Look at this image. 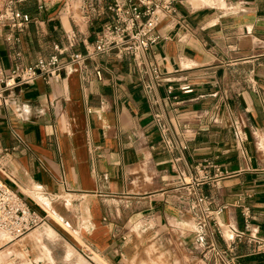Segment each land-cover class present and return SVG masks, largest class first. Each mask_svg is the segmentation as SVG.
<instances>
[{"label":"crops","instance_id":"crops-1","mask_svg":"<svg viewBox=\"0 0 264 264\" xmlns=\"http://www.w3.org/2000/svg\"><path fill=\"white\" fill-rule=\"evenodd\" d=\"M84 7L74 19L58 4L35 5L22 31L0 24V68L15 53L24 66L46 60L71 34V51L83 54L109 20ZM156 33L161 81L152 93L114 53L88 62L84 81L73 73L12 91L0 107L9 149L0 180L44 221L36 239L55 235L86 262L77 264H149L148 249L167 264H202L185 201L194 167L209 160L226 175L200 192L224 207L220 227L243 234L238 261L264 264L248 240L264 239V0H184Z\"/></svg>","mask_w":264,"mask_h":264},{"label":"built area","instance_id":"built-area-1","mask_svg":"<svg viewBox=\"0 0 264 264\" xmlns=\"http://www.w3.org/2000/svg\"><path fill=\"white\" fill-rule=\"evenodd\" d=\"M25 1L27 0H0L2 27H7L11 32L22 31L31 22L30 15L21 12L17 7ZM44 1L46 0H36L37 11L44 9ZM105 1L96 0L97 10L91 11L97 16L107 14L109 20L96 33L93 44L85 47L83 54L71 51L76 45L74 34L67 38L66 47L55 46L54 55L30 66H24L20 62L19 53L13 54L10 68H0V107L8 106L12 91L33 85L38 78L59 82L73 73H79L84 81L87 63L110 53H114L119 59L129 58L133 67L148 80L144 90L147 93L155 90L161 81L157 58L152 54V47L160 40L156 31L163 21L176 16L177 5H181L184 0H111L104 4ZM11 40L9 35L6 41ZM93 76L98 80L101 78L98 68L93 69ZM170 93L167 90V94ZM236 137L239 144L245 140L243 132L237 129ZM8 154L9 149L0 145V165ZM210 170L214 173L211 174ZM225 175L218 166L209 160H203L194 167L191 181L193 188L188 192L185 201L186 211L193 218V246L200 252L199 259L202 264H241L235 257L234 250L243 234L231 226L225 229L220 227L217 218L224 207L213 209L211 200L199 190L201 184L214 182ZM43 224L44 221L0 180V249L5 246L2 238L8 244L12 243ZM216 237L227 239L228 244L224 250L219 249L213 242ZM248 240L255 245L253 252H264V239L249 236Z\"/></svg>","mask_w":264,"mask_h":264},{"label":"rangeland","instance_id":"rangeland-1","mask_svg":"<svg viewBox=\"0 0 264 264\" xmlns=\"http://www.w3.org/2000/svg\"><path fill=\"white\" fill-rule=\"evenodd\" d=\"M33 1L36 4V0ZM44 3L58 4L63 9L65 18L80 19L79 6H81V3L85 6L84 9L87 10L88 14L89 12L92 13L91 10H97L96 0H46ZM46 228V225L34 228L19 240L2 247L0 249V264H35L37 262L39 264H77L85 262L79 255L63 247L62 243L59 244L55 239H52L55 235L51 238L42 235L39 240L36 239V236ZM30 248H33L32 252ZM147 255L149 256V264L168 263L162 254H155L149 249Z\"/></svg>","mask_w":264,"mask_h":264},{"label":"trees","instance_id":"trees-1","mask_svg":"<svg viewBox=\"0 0 264 264\" xmlns=\"http://www.w3.org/2000/svg\"><path fill=\"white\" fill-rule=\"evenodd\" d=\"M34 6L35 5H34L33 0H27L19 5V7H21V10H23L24 12H27V14L33 11Z\"/></svg>","mask_w":264,"mask_h":264},{"label":"bare ground","instance_id":"bare-ground-1","mask_svg":"<svg viewBox=\"0 0 264 264\" xmlns=\"http://www.w3.org/2000/svg\"><path fill=\"white\" fill-rule=\"evenodd\" d=\"M2 239H3V240H2V241H3V244H4V245H7V244H8V242H7V241H5V239H4V238H2ZM4 241H5V242H4Z\"/></svg>","mask_w":264,"mask_h":264}]
</instances>
